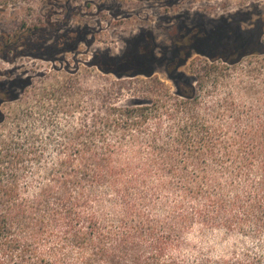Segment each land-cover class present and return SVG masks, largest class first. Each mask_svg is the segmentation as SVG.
<instances>
[{"label":"trees","instance_id":"1","mask_svg":"<svg viewBox=\"0 0 264 264\" xmlns=\"http://www.w3.org/2000/svg\"><path fill=\"white\" fill-rule=\"evenodd\" d=\"M20 1L0 0V12ZM255 30L259 35L252 45L247 35ZM10 39L0 35L4 59L10 53L15 56L19 48L16 38ZM222 44L229 50L246 51L249 46L254 50L222 59L228 65L263 56L264 23L235 29ZM139 58L147 64L158 60L141 54ZM110 73L119 79L155 75L152 70ZM168 74L170 79L184 78L177 71ZM12 83L1 85L0 107L18 99V87ZM238 90L204 105L191 94L178 93L170 103L149 92L140 102L103 107L79 131L65 134L52 166L39 171L43 180L53 183L40 189L37 200L23 198L28 187L21 179L30 162L43 160L39 138L3 140L0 252L13 257L19 251L20 259H30L31 251L39 247V235L53 227L62 230L63 259L58 262L63 264H264L261 255L249 250L218 260L201 257L193 263L182 255L195 232L264 238V92L257 114L244 119L236 94L249 97L251 89ZM4 120L0 112V124ZM54 185L64 190L58 193ZM69 189L73 193L65 194ZM54 196L58 198L53 200ZM108 210L112 214L105 217ZM68 244L80 253L78 262H72ZM37 260L45 264L51 257L41 255ZM5 261L0 257V264Z\"/></svg>","mask_w":264,"mask_h":264},{"label":"rangeland","instance_id":"2","mask_svg":"<svg viewBox=\"0 0 264 264\" xmlns=\"http://www.w3.org/2000/svg\"><path fill=\"white\" fill-rule=\"evenodd\" d=\"M260 22L264 23V0H21L0 12V35L16 38L19 45L15 56L10 53L4 59L0 55V87L19 77L31 80L28 87L16 89V101L0 107L5 118L0 124V143L7 138L18 140L33 135L39 138L44 151L41 163L27 165L28 171L21 179V184L28 187L23 198H40V189L53 181L43 180L39 171L52 166L58 150L63 149L65 134L79 131L103 107L140 102L149 92L170 103L178 99V93L191 94L196 103L204 105L225 100L231 90L251 89L249 97L236 94V98L243 118L253 119L264 92V55L244 57L237 64L228 65L192 51L178 71L184 75L183 80L170 79L166 69L177 39L194 28L199 32L201 28L214 31L227 26L232 34L238 26L248 29ZM182 41L186 45L194 43L191 34ZM227 46L214 48L212 53L232 58L243 51L229 50ZM151 48L159 59L152 79H119L105 71L114 68L109 57L129 56L136 50L147 53ZM222 123L226 124L227 119ZM54 186L58 193L64 190L60 185ZM73 190L64 193L70 195ZM57 198L54 196L53 200ZM92 200L97 204L96 198ZM111 214L108 210L104 215ZM61 231L51 227L42 232L37 241L39 247L31 251L30 259H20L19 251L13 257L0 252V257L6 260L5 264H40L37 257L45 255L51 257L45 264H63L58 262L63 259ZM66 247L72 262H78L77 249L71 244ZM244 250L264 258V238L195 232L182 255L193 263L201 257L229 258Z\"/></svg>","mask_w":264,"mask_h":264},{"label":"flooded vegetation","instance_id":"3","mask_svg":"<svg viewBox=\"0 0 264 264\" xmlns=\"http://www.w3.org/2000/svg\"><path fill=\"white\" fill-rule=\"evenodd\" d=\"M262 23H257L255 27H261ZM197 28L192 29L189 33L182 36L181 40L177 39V43L173 46V56L172 60L169 63L167 67V71H179L188 61L190 58L191 52L195 51L198 54L210 59V60H224L225 58H229L226 56L221 55L220 53H212L214 51V48H219L222 43L225 42L229 35H230V27L227 26H220L217 30H207L206 28L199 30V32L196 30ZM236 29L241 31V26H238ZM245 29V28H244ZM250 29V28H248ZM198 33H197V32ZM241 33V32H240ZM188 34H191V36L194 39V43L190 45H186V43L183 40L185 36ZM259 35L258 30H255L250 35L245 36V38H249L251 42L257 41V37ZM139 40V39H138ZM220 40V41H219ZM223 40V42L221 41ZM139 42V41H137ZM219 42V43H218ZM221 42V43H220ZM65 52H68L69 50H64ZM254 50H246L239 53L240 56L243 54H247L250 52H253ZM142 55L147 58H152L153 56H156L155 52L151 49H149V52L143 53V51L136 50L132 54L126 55L125 61H118L115 57L111 58L109 57V64H111L114 68H109L108 70H105L107 72H117V73H131V74H140L143 72H150V70L156 72V64L159 63V59L156 61H153L152 64H147L145 61L141 60L139 58V55ZM108 57V55H107ZM132 59V60H129ZM114 65V66H113ZM116 66V67H115ZM15 82V83H14ZM12 84L14 87L18 88H26L31 84L30 79L23 80L22 78H17L16 81H14Z\"/></svg>","mask_w":264,"mask_h":264}]
</instances>
